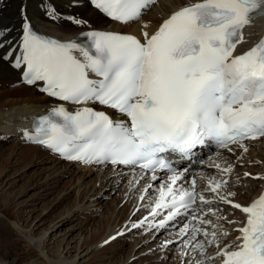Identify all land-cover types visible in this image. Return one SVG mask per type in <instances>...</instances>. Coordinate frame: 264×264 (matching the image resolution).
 <instances>
[{"label": "snow or ice", "instance_id": "obj_1", "mask_svg": "<svg viewBox=\"0 0 264 264\" xmlns=\"http://www.w3.org/2000/svg\"><path fill=\"white\" fill-rule=\"evenodd\" d=\"M89 2L112 20L128 23L156 0ZM258 12L264 13V0H196L172 12L155 32H142V40L93 30L82 34L85 43L61 42L38 34L24 16L22 36L13 45L7 39L10 30L0 28V61L15 55L12 66H23L24 83L42 82L40 92L80 106L75 111L62 104L52 108L31 130H23L24 139L69 161L138 167L141 175L133 176V186L148 172L151 181L159 179L158 172H166L156 196L149 197L150 204L139 205L149 207L148 216L132 228L147 224L162 229L183 218L186 222L176 234L181 264H210L215 257L208 255V248L213 245L221 264H264V192L247 206L235 202L236 193L228 190L234 163L210 162L208 167L217 175L200 173L206 181L200 191L195 177L187 186L179 183L188 170L173 166V157L185 159L209 143L229 153L241 150L239 162L248 151L246 141L264 138V37L244 53L234 54L244 41L243 29ZM48 15L56 19L58 14L50 8ZM67 19L86 23L73 16ZM90 104L114 109L128 120H113ZM243 176L264 179L249 172ZM152 187L144 186L141 201ZM221 204L246 215L243 226L234 229L240 233L235 248L219 247V238L229 232L205 219H226L218 214ZM162 214L164 218L156 221ZM171 243L166 241L165 246Z\"/></svg>", "mask_w": 264, "mask_h": 264}, {"label": "bare ground", "instance_id": "obj_2", "mask_svg": "<svg viewBox=\"0 0 264 264\" xmlns=\"http://www.w3.org/2000/svg\"><path fill=\"white\" fill-rule=\"evenodd\" d=\"M81 1L82 0H79V2ZM191 1L193 0H159V2L152 6L148 13L142 18L141 25L144 26L145 23H147L148 26V23L152 22L153 28L161 17ZM22 5L25 6V15L33 21L37 28L44 29L48 33L60 35L65 38L84 29L83 25H76L69 21L67 19L69 16H76L78 18L85 17L91 24L94 23L92 25L113 26L112 23L104 19L102 16L92 12L87 6H85V4L81 3L78 5V3H73L72 0H0V27L14 25V29L18 28L22 21V16L19 13L20 6ZM56 7L58 9V15L53 22L47 21V18L44 16L41 17L38 12L41 9ZM260 25H264V22H261V24L256 23L252 26L249 39L255 38L254 33L260 31ZM16 79L17 73L13 71L6 62L0 61V133H13L16 130L15 126L23 120V118H20L19 116L25 117L26 115H31L33 113H41L49 106L50 100L43 95L38 94L33 88L24 85H21L23 86L22 89L3 88L5 84H11ZM6 103L7 105H5ZM13 120H15V124H11ZM18 144L19 143H17V146ZM23 148L27 153L25 155H23L22 152L20 153L23 155L22 159L33 157L31 154L32 152L36 158L41 160H47L50 157L45 152V157L47 159L44 157L42 158V153L38 155L36 152H43L39 146L25 144L23 145ZM7 150L9 149H2L0 146L1 161L3 157H6L5 151ZM7 154L9 156L12 153L10 152ZM4 159L6 160V158ZM72 168L75 167L62 163L54 172H57L60 169L58 175H60V173L61 175H65L69 172L78 175L77 171H74ZM80 169L84 170L77 176V179L80 180V178L93 176V182L97 179L95 184H97L96 188L99 187V189L93 190L92 194L85 195L83 198L75 197L70 203V212H80L81 214H79L82 219L85 213L91 208L101 206L102 208L107 209L99 213V217L96 219L95 223L87 224V222H85L86 220L84 221V218L83 221H79L78 224L75 225L78 230L77 236L75 238L74 236H68L66 239L65 237L61 238L57 242L56 251L54 252L48 250L45 251L47 240L46 232L48 227L42 228V233H38L36 232L34 225L30 227L27 224L25 229L21 228V232L17 230L20 233L17 236L18 244H23L25 250L18 251L16 253V258L7 261V264H10L13 260L18 261L19 264H29L35 259L41 260V264H71L72 261L76 260L77 256L81 257L77 262H73L72 264H99L97 260L98 258H103L104 252L109 253L111 259L114 258L116 260V262L110 260L105 264H127L126 262L131 257L132 260H138L137 264H146L145 262L151 260L152 264H165L167 258L175 260L176 264H181V257L179 255L181 244L177 245L176 251L171 254L169 246L164 253L155 249L158 254L154 255L155 257H152L150 255L152 252L146 253L147 249L158 244L160 242L159 240L155 239L150 242L148 239L140 237L132 238L125 232V228L128 224L124 225V223H127V221L134 218L133 213L136 208H139L138 206L136 207V196L134 195L135 189H129L130 185H128L126 180L121 181L120 177L113 176V171L111 170H104L101 168L93 170L87 167L77 168L78 171H80ZM236 171L237 174L235 177H240V184L238 182L239 185L237 189L234 190L236 193L235 198L238 200L247 198L248 200L252 193L256 191V184L259 183V180H254L251 177H244L243 173L251 172L252 174H255L264 171V140L258 145L250 148L245 160L238 164ZM247 182L250 183V186L247 188L243 187V184ZM102 189L106 191V195L101 192ZM79 191L80 188L76 190L77 193ZM112 191H116L117 194L113 199L114 205L111 207V201H107V199L103 202L102 198L110 196ZM85 198H87V201H84ZM4 209H8L4 212L9 213L8 204H4ZM4 212L1 210L3 216L6 215ZM4 220L5 219L0 216V223H3ZM14 221L15 220L12 222L14 223ZM40 224L41 222L39 225ZM60 226L61 224H57L55 230L58 229L59 232ZM52 227L54 228V225ZM120 232L123 234L118 235ZM53 235H56V233ZM0 237L3 238L1 234ZM112 237L115 238L111 239ZM127 238L132 239L129 246L127 245L129 243ZM64 241H66L65 244ZM105 241L108 242L105 243ZM6 243L8 245L10 244L8 242ZM127 246L129 251H133L136 248L135 252L133 255L130 253L131 255L122 258V261H118V257L115 256L116 253L124 251ZM142 246L145 247L140 248ZM171 262L174 264L173 261Z\"/></svg>", "mask_w": 264, "mask_h": 264}, {"label": "rangeland", "instance_id": "obj_3", "mask_svg": "<svg viewBox=\"0 0 264 264\" xmlns=\"http://www.w3.org/2000/svg\"><path fill=\"white\" fill-rule=\"evenodd\" d=\"M8 85L9 84H5L3 88H6ZM11 86L14 87L10 88ZM10 87L8 88L22 89L23 86L20 85L17 87L11 84ZM5 105H7V103ZM11 124H15V120H13ZM1 143L0 146L2 149L9 150L5 151L6 157H3L2 161L0 160V216L5 219L3 223H0V234L3 236V238L0 237V264L3 259L8 261L12 258H16V253L18 251L25 250L23 244H18L17 236L20 234L19 232L22 231L21 228L25 229L27 224L30 227L34 225L35 230L38 233H42V228L48 227L46 232L47 240L45 251L48 250L54 252L56 251L57 242L61 238L65 237L66 239L68 236H74L75 238L77 236L78 230L75 225L78 224L79 221H83V218L84 221L86 220L85 222H87V224L96 222L98 213L92 215V219L95 220L92 221L88 218L91 216V213L99 212L100 208H102L101 206L91 208L85 213L82 219L80 217V212V214L78 212L72 213L70 212L69 207L71 201H73L75 197L83 198L85 195L92 194L93 190H98L99 187L96 188L97 184H95L97 179L93 182V176H90L78 180L77 176L84 170L80 169V171H78V167L72 168L74 171H77L78 175H75L72 172L65 175H61L60 173V175H58L60 169L57 172L54 171L60 166L59 164L62 163L57 164L54 162L53 164L52 161L45 157L44 152L36 153L38 155L42 153V158L44 157L47 160L36 158L31 150L33 157L22 159V156L27 153L24 151L23 145L18 144V147L17 144H13L12 141L9 143ZM10 152L12 154L8 156L7 153ZM21 152L23 155L20 154ZM4 158H6V160ZM78 188H80V191L77 193L76 190ZM101 192L106 195L104 189H102ZM116 194V191H112L110 196L106 198L103 197L102 201L105 202L108 199L107 201H111L112 207L114 205L113 199ZM84 201H87V198H85ZM4 204L9 205V213L4 212L8 210L4 209ZM106 209L107 208H104L103 210L101 209L100 212L105 211ZM1 210L6 215L3 216ZM13 220L16 222L14 221L13 223ZM40 222L41 224L39 225ZM57 224H61L59 232L58 229L55 230ZM7 225L10 226L8 227ZM53 225L54 228L52 227ZM54 233H56V235H53ZM4 241L10 244L8 245ZM65 243L66 241H64V244ZM129 244L130 243L127 245L129 246ZM128 246L124 251L116 253L115 256L118 257V261H122V258L128 255H133L136 248L133 251H129ZM143 247L145 246L140 248ZM105 253L106 252H104L103 258H98L97 262L99 264L108 263L110 260L116 262L114 258L111 259L109 253ZM157 254L158 252L155 250L153 254L151 253L150 255L155 257L154 255ZM80 257L81 256H77L76 260L72 261L71 264L77 262ZM129 260L126 262L127 264L138 263V260H132V257L129 258ZM151 261L145 263L152 264ZM171 261L176 264L175 260H172L171 258L166 260L165 264H172ZM41 263V260L35 259L29 264ZM10 264H19V262L13 260Z\"/></svg>", "mask_w": 264, "mask_h": 264}]
</instances>
